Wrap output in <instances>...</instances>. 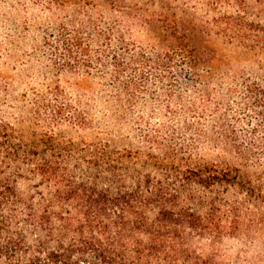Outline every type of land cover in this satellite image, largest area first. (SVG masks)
Masks as SVG:
<instances>
[{"label":"trees","instance_id":"16d2710c","mask_svg":"<svg viewBox=\"0 0 264 264\" xmlns=\"http://www.w3.org/2000/svg\"><path fill=\"white\" fill-rule=\"evenodd\" d=\"M4 2L41 66L0 100V264H231L264 238V15Z\"/></svg>","mask_w":264,"mask_h":264},{"label":"rangeland","instance_id":"374dc122","mask_svg":"<svg viewBox=\"0 0 264 264\" xmlns=\"http://www.w3.org/2000/svg\"><path fill=\"white\" fill-rule=\"evenodd\" d=\"M152 1L155 7L148 5ZM142 3L149 6L146 10L150 13H187L209 23L222 15H264V0H142ZM20 22L21 16L10 12L4 0H0V100L23 94L41 66L35 57L41 35L36 30L19 29L14 33ZM8 38L14 43L6 49ZM221 252L231 264H264V238L252 243L223 242Z\"/></svg>","mask_w":264,"mask_h":264}]
</instances>
